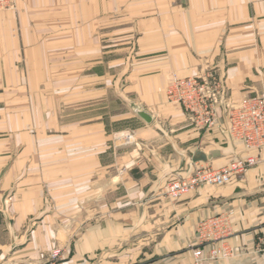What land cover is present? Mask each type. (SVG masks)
I'll list each match as a JSON object with an SVG mask.
<instances>
[{"label": "crops", "instance_id": "obj_1", "mask_svg": "<svg viewBox=\"0 0 264 264\" xmlns=\"http://www.w3.org/2000/svg\"><path fill=\"white\" fill-rule=\"evenodd\" d=\"M0 26L12 72L25 54L43 74L44 58L61 56L55 43L85 42L68 83L69 134L45 133L57 116L44 91L35 102L2 84L0 122L27 124L0 138V264L46 262L56 248L58 264H194L201 222L230 212L232 255L209 264H264V150L228 185L177 200L163 191L258 154L231 136L228 110L264 94V0H19ZM110 40H134L136 52L98 45ZM170 76L221 82L213 128L167 102Z\"/></svg>", "mask_w": 264, "mask_h": 264}, {"label": "built area", "instance_id": "obj_2", "mask_svg": "<svg viewBox=\"0 0 264 264\" xmlns=\"http://www.w3.org/2000/svg\"><path fill=\"white\" fill-rule=\"evenodd\" d=\"M19 0H0V10L14 11ZM222 84L217 79L203 80L193 77H171L166 90L169 103L182 109L197 126L210 129L217 122V109L220 106ZM231 136L242 141L248 148L258 152L256 156L238 159L228 166L213 170L200 168L191 177L174 180L168 184L167 194L177 200L203 186H225L234 177H242L246 171L261 163L264 150V94L249 98L240 106L228 110ZM232 213L220 214L201 222L198 227L199 245L194 249V264H209L216 260L230 258L232 250L227 242L231 233ZM264 252V245L261 248ZM206 252V253H205ZM61 249L52 250L46 262L19 264H58Z\"/></svg>", "mask_w": 264, "mask_h": 264}, {"label": "rangeland", "instance_id": "obj_3", "mask_svg": "<svg viewBox=\"0 0 264 264\" xmlns=\"http://www.w3.org/2000/svg\"><path fill=\"white\" fill-rule=\"evenodd\" d=\"M1 13H6L9 11L0 10ZM2 20H4L2 16ZM2 27L0 26V29ZM0 32H4L3 29H1ZM0 36L3 38H0V95L5 94V92H8V89L4 91L3 82H11V80L14 81V86H25L24 90H21L24 92V96L33 97L34 101L36 102L38 93L39 95L42 94L44 91L45 96V111L47 114L56 113L57 121L53 122L52 117L48 118L44 122V129L45 133L47 135H57L58 133H61L62 135H67L69 127L74 125L73 121H70L68 115H69V105H68V99H67V93H68V83L71 75H74V78L76 75L80 74L81 72L77 67L75 66L76 60H79L76 58L78 55L77 52H83L85 48V42L84 41H61L55 43L54 49L59 48V52H61V56H49L45 57V68H42L41 70L44 71L43 74L38 72V66H37V60L40 58L37 57V55L33 56H25V54L19 56L18 58H14L15 60V69L12 72L10 66L7 63V59H10L9 52H6L7 49L12 47L11 41L4 40V34L0 33ZM134 40L131 41H123V40H110V41H99V46H107V49L109 52L116 51V52H136V49L134 50ZM35 54V52H33ZM28 63V64H27ZM53 67L55 68V71H53ZM8 69V70H7ZM74 69V70H73ZM73 70V72H71ZM42 77L44 80V83H42ZM173 76H170L171 78ZM169 78L167 81L166 90L169 83ZM180 78V77H178ZM185 78V77H184ZM54 80L60 81L57 85L54 83ZM13 83V82H12ZM17 84V85H16ZM13 86V87H14ZM44 86V88H43ZM20 91V89L13 90ZM59 92L61 94H59ZM55 93V95H54ZM167 100V99H166ZM168 102V101H167ZM169 103V102H168ZM171 104V103H169ZM174 105V104H172ZM177 106V105H174ZM25 106H13V112L20 111L18 113H21V110L24 109ZM180 108L179 106H177ZM34 108V109H33ZM35 108H37V105H34L33 107L31 105L28 106L29 117L32 116L30 113L35 112ZM113 111H117L114 109ZM22 123H25L24 126H26L27 121L21 122L17 120H13L12 122H0V138L4 137L6 135V129L9 128V125L12 124L13 130L15 133H19V129L22 126ZM36 124L37 122L34 120L28 121V127L29 129L36 130ZM72 124V125H70ZM124 124V122H123ZM9 134V132H8ZM49 139V138H47ZM52 137H50V140ZM1 140V139H0ZM19 141V138L17 139ZM48 143H52L51 141ZM134 143V135H128L125 138L119 139L120 145H131ZM174 181V180H173ZM172 182V181H171ZM170 182V183H171ZM169 184V183H168ZM168 184L164 188V194H166L167 197V187ZM170 198V197H169ZM172 199V198H171Z\"/></svg>", "mask_w": 264, "mask_h": 264}]
</instances>
